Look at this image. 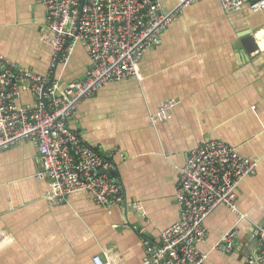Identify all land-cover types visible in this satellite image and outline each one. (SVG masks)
<instances>
[{
	"label": "crops",
	"instance_id": "crops-1",
	"mask_svg": "<svg viewBox=\"0 0 264 264\" xmlns=\"http://www.w3.org/2000/svg\"><path fill=\"white\" fill-rule=\"evenodd\" d=\"M174 19L147 48L135 77L107 81L83 98L67 119L88 144L110 160L124 201L96 204L86 191L64 203L45 199L37 143L18 141L0 150V264H92L94 254L111 264H143V238L157 242L179 213L175 188L186 154L217 138L257 160L254 173L236 186V211L223 205L205 218L198 248L203 264L249 263L257 252L254 224L264 223V9L223 10L219 0H159ZM44 8L37 0H0V55L17 66L45 73L51 49L40 40ZM257 50L246 53L242 34ZM90 60L76 45L54 75L61 85L82 79ZM35 95L21 90L16 102ZM176 104L166 118L156 113ZM137 204L142 214L132 207ZM242 216V217H240ZM234 230L233 251L213 248Z\"/></svg>",
	"mask_w": 264,
	"mask_h": 264
},
{
	"label": "built area",
	"instance_id": "built-area-1",
	"mask_svg": "<svg viewBox=\"0 0 264 264\" xmlns=\"http://www.w3.org/2000/svg\"><path fill=\"white\" fill-rule=\"evenodd\" d=\"M182 0L180 4L188 2ZM45 21L40 40L51 49L45 73H37L0 55V150L25 139L37 143L41 170L48 179L45 199L64 203L73 192L86 191L96 204L110 206L124 201L112 173L113 163L86 143L67 125V119L85 97L107 81L135 77L143 52L160 42V34L174 19L175 10H164L159 0H37ZM227 12L244 5L264 9V0H219ZM83 43L90 66L82 79L61 85L54 75L57 64L66 63L76 45ZM36 100L16 102L21 90ZM165 101L156 115L169 116L175 106ZM257 160L241 155L217 138L204 139L191 148L179 169L175 200L177 219L163 228L157 242L143 238V264H203L207 253L198 248L206 235L204 220L217 206L236 211V186L255 172ZM132 207L142 214L137 204ZM242 217V216H240ZM257 252L247 262H264V223L253 225ZM234 230L220 235L213 248L233 251ZM92 264H111L94 254Z\"/></svg>",
	"mask_w": 264,
	"mask_h": 264
},
{
	"label": "water",
	"instance_id": "water-1",
	"mask_svg": "<svg viewBox=\"0 0 264 264\" xmlns=\"http://www.w3.org/2000/svg\"><path fill=\"white\" fill-rule=\"evenodd\" d=\"M242 35L243 36L241 38V43L244 47L245 52L248 54L257 50V45L255 44V40L252 34H250V32H245Z\"/></svg>",
	"mask_w": 264,
	"mask_h": 264
}]
</instances>
